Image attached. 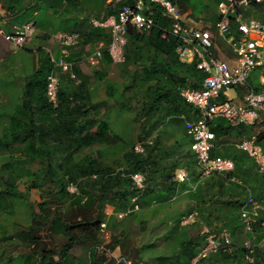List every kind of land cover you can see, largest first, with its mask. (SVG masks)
Segmentation results:
<instances>
[{
	"label": "trees",
	"instance_id": "obj_1",
	"mask_svg": "<svg viewBox=\"0 0 264 264\" xmlns=\"http://www.w3.org/2000/svg\"><path fill=\"white\" fill-rule=\"evenodd\" d=\"M97 1L95 13H104L105 18L116 15L124 6L133 4V0ZM171 1L177 7L182 6V12L191 9L192 14L205 12L208 7L203 5L202 0ZM218 2L219 0L217 4ZM44 3L48 4V9L60 18L58 30H71L80 26L82 31L79 34L84 43L99 41H104L106 45L109 43L110 33L91 21L90 13L84 11L78 0H34L27 3L24 0H7L5 3L7 12L3 15L0 11V30L4 28L9 32L16 24L35 21L39 18L36 13H39ZM197 4L199 7H196ZM147 8L146 14L153 12L156 27L149 32L129 29V46H126L125 61V63H135L134 59H138L142 67L140 86L153 81L147 88L148 92H152L147 96L150 103L142 106L140 115L136 117V120H140L143 113L148 114L141 123L139 136V142H147L145 153H137L133 147L132 152L126 155L127 168H121L119 171L105 165L99 160V155L77 160L76 155L85 149L113 144L120 140V137L111 133L112 128L104 118L105 112L100 108L107 101L104 99L102 103L93 102V92L87 79L81 80L77 88L72 90L61 85L57 107L49 102L46 96V82L48 74L55 70L53 65L46 71L39 69L29 76L23 101L10 116V125L0 136V150H13L14 143L19 144L15 149H21L28 140L30 141L29 150L23 152L24 157L15 159L14 164L5 165V168H12V173L6 179H2L6 187L0 189V209H8L6 200L9 197L24 199L17 191L18 178L24 173L36 177L32 181L34 187L41 185L38 180L50 182L55 186L51 199L58 202V209L50 216L46 202L39 204L38 211L29 204L32 207L33 223L28 230L18 233V237L23 242L34 243L39 239L36 226L48 223L49 232L61 234L67 239L59 251L58 259L54 258L53 250L42 249V264H61L74 246L81 241L93 244L89 250L90 264H106V262L116 264L117 256L122 255L111 254L108 257L107 253L100 254L98 251L102 242L97 237V230H100V224L104 221L102 217L105 205L112 201L115 205L113 211L121 212L131 206L133 198L138 197L139 206H164L182 191H185L189 206L178 216L176 222L175 230L178 234L176 248L171 255L157 257L153 264H191L197 257L200 247L206 240V234L197 235L193 239L189 237L185 228L188 225H181V221L191 212H196L201 221L211 228L215 222H218L219 227L210 230L217 237L226 230L231 234L229 248L212 253L207 258L200 259L197 264H245V241L237 236L238 231L242 227L244 229L241 210L250 194L264 204V170L260 169V165L246 150L238 147V143L243 140H255L264 151V137L255 134L254 125L242 124L233 127L226 119L218 118L211 125L216 135L212 155L232 159L235 163L234 171L212 174L197 180L194 187L185 189L187 179L179 181L176 172L186 167L189 174L195 175L197 160L191 149L184 163L172 164L171 170L168 165L159 168L158 139H152L156 126L162 120L166 124L169 118H176L182 122L185 121L183 116L186 119L195 118L194 107L185 102L180 90L187 87L201 89L206 74L199 70L196 64H186L179 60L176 53V39L171 38L167 41L162 38V29L170 27L171 23V19L164 15L163 8L153 4H147ZM8 16L12 17L3 26L2 18ZM145 48L146 53L143 52ZM104 60L107 64L113 63L108 53H105ZM74 69L76 73L79 72L76 64ZM100 74L104 75L101 72ZM253 88L261 91L264 85L259 84L258 87ZM237 89L241 90L239 87ZM163 101L165 107L159 109L163 111L162 120H156L150 116V113L155 108L158 111ZM179 148L183 151L182 146ZM170 151L174 152V149ZM33 163L40 165L37 172L16 173V169L22 170L24 165ZM171 171L176 172L173 175ZM134 173L145 175V189H138L134 185L131 179ZM70 183L77 185L78 193L71 194L67 190ZM67 207L71 208V212ZM246 233L249 238H253L255 233L258 234L257 243H260L264 239V221L259 217L254 233ZM109 243L112 249L119 248L118 252L125 246L116 238L113 239L112 244L111 240ZM254 252L256 261L264 264V247L255 244ZM129 259L140 262L139 252Z\"/></svg>",
	"mask_w": 264,
	"mask_h": 264
},
{
	"label": "rangeland",
	"instance_id": "obj_2",
	"mask_svg": "<svg viewBox=\"0 0 264 264\" xmlns=\"http://www.w3.org/2000/svg\"><path fill=\"white\" fill-rule=\"evenodd\" d=\"M6 1L7 0H2L4 5L0 3V11L3 15L7 12L5 9ZM29 1L34 2V0H24L25 3ZM78 1H80L85 12L90 13L92 18L97 19H94L92 21L93 23L94 21L104 22V19L99 21L96 17L97 14L95 10L98 6V1ZM110 1L111 0H108L107 2ZM202 3L204 6H208L207 10L202 13L192 14L191 9L182 12L183 7L179 6L178 8L185 16L184 20L189 24L194 25L199 23L203 25L209 24L210 22L213 26L216 44L219 49L227 55L234 57L235 55L226 42V38L220 37L215 28V22L218 18L217 0H202ZM196 7H199V4H197ZM250 14L254 17H259L260 15V13L256 11L250 12ZM37 16H39V18L35 20L37 23L36 33L26 48L15 50L8 43L4 42L0 36V136L10 125V116L23 101L25 85L27 84L29 76L39 69L46 71L53 65L45 47L52 48L57 57L59 55L58 52H56V44L53 41H49V39L51 35L55 33L51 30L60 25V18L48 9V4L46 3L43 4ZM10 17L12 16L2 18L3 20L1 23L3 26ZM101 28L106 30L107 33L110 32V29L107 27ZM81 31L82 27L79 26L71 30L63 29L61 32H77L81 34ZM95 43L96 42L86 44L81 40L79 46L72 50L71 58L78 61L80 59L79 56H81L83 52L87 49L93 50V48L96 47ZM128 46L129 44H127V47ZM146 51L147 49L145 48L143 52L146 53ZM262 55L264 59V50L262 51ZM134 62L135 63L124 62L120 64H107L105 62L104 64L101 62L102 64L98 66H89L84 63H79L77 68L80 73H76L77 79L75 80L54 67L59 74L63 87L72 90L77 88L81 80H88L93 92V102L102 103L104 99L107 101V103L101 105L100 108L102 112H105L104 118L109 122L112 128L111 133L117 134L120 137V140L113 144L97 145L90 149H85L76 155L75 158L77 160L86 156L97 157L99 155V160L105 165L111 166L115 171H119L121 168H127L126 155L131 153L134 145L139 142L141 123L148 117V114L146 112L143 113L140 120H136V117L140 115L141 107L150 103L147 96L152 94V92H148L147 88L153 83L152 81L147 85L140 86L142 67L137 58L134 59ZM100 72H103L102 74L104 75L102 76ZM260 74L261 70L259 68L250 73L248 82L255 88L260 84ZM237 87L241 89L242 94H246L245 87ZM233 93L234 91L231 90L230 97L233 96ZM159 107L158 111L155 108V110L150 113V116L154 117L156 120H162L163 111L159 109H164L165 102L163 101ZM254 132L264 137V114L260 115L258 121L254 124ZM153 138L158 139L159 168L168 165L171 170L172 164L184 163L188 159L192 141L186 135L184 122L176 118H169L165 124L162 120L157 124L156 130L152 135V139ZM17 144L18 143L12 144L14 147L13 150H0V189L6 187L2 179H6L12 173V168H5V165L10 163L14 164L15 159L24 157L25 153L23 152L29 150V140L21 149H15ZM181 146L183 151L179 148ZM170 149H174V152L170 151ZM191 152L194 153L193 151ZM155 155H157V153ZM39 168V163L26 164L23 166L22 170L16 169V173L19 174L28 171L33 173L37 172ZM185 168L186 167L178 170H183L187 173V187H185V189L194 187L197 180L205 178L198 167L197 169L195 167V175L189 174V171ZM178 171H175L176 174ZM175 172L171 171L173 175ZM148 176L147 173V180L149 179ZM35 179L36 177H31L29 173H24V175L19 177L17 181V191L23 195L22 197L24 199L20 197H9L6 200L8 209H0V264H42V249L44 248L53 250L54 258L58 259L59 251L67 242V239L63 235L49 232L47 229L48 223L44 225H34L38 229L37 234L39 236V239L34 243L23 242L18 237L20 231L28 230L29 226L33 223L32 207L38 211L39 204L46 202L48 212L51 216L59 206L58 202L51 199V193L55 191V186L50 182L38 180L41 185L34 187L32 181ZM176 196V198L164 206L142 207V205H140L138 211L123 219H117L116 216L113 215L112 210L115 208V205L112 201H109L105 205L102 219L108 223L107 230L110 232L111 244L113 243V239L116 238L120 243H124L125 246L122 248L120 247L121 249L119 252V248H117L118 250L116 249L117 251L112 249L110 243H105V232L103 233L98 229L97 237L102 242L98 248L99 253H107L108 257H110L111 254H117L127 258H133V254L135 255L139 252V261H143L146 264H153L157 257L171 255L174 248H176L178 238V234L175 230L178 216L185 212L189 206L185 191L177 193ZM29 204H31L32 207ZM261 205L262 211L260 213V218L264 221V204L261 202ZM67 209L71 212L70 207H67ZM106 212L108 213L106 214ZM186 225L188 226L185 228L191 239L213 228L216 230V228L219 227L218 222L213 224V228L207 226L201 221L198 214L196 223ZM237 236L243 242L245 241V248L246 243L251 241L254 242V245L256 244L264 247V239L260 243H257L258 234L255 233L253 238H249V235L245 232L243 227L238 231ZM92 245L93 244L88 241L77 243L61 264H90L89 250ZM198 254H200V252ZM199 260V255H197L191 264H197ZM244 263L250 264L247 260H245ZM106 264H109V262H106ZM253 264H261L256 261V255Z\"/></svg>",
	"mask_w": 264,
	"mask_h": 264
},
{
	"label": "built area",
	"instance_id": "obj_3",
	"mask_svg": "<svg viewBox=\"0 0 264 264\" xmlns=\"http://www.w3.org/2000/svg\"><path fill=\"white\" fill-rule=\"evenodd\" d=\"M120 1V0H117ZM147 4H153L163 8L165 16L171 19L170 27L162 29V38L176 39V53L179 60L186 64H196V67L206 74L201 89L182 88L181 97L186 103L191 104L196 112L195 118L185 119L186 133L192 140L191 150L197 160V167L201 174L208 177L212 174L229 173L235 170L232 159L221 155H212L215 148L216 135L212 130V123L218 119H226L231 126L254 125L261 113H264V89L256 91L248 82L250 73L259 68L260 84L264 85V0H219L217 4L218 18L215 28L220 37L226 38V42L234 53V57L222 52L216 44V36L212 24H189L184 20V15L171 0H133L118 10L116 15H111L106 21H94L96 26L110 27V40L106 45L104 41L96 43L95 49L87 50L82 55V62L89 66H98L108 53L115 64L126 61V46L128 44L129 29L139 32H149L156 27V20L151 11L146 14ZM260 13L254 17L250 12ZM37 30V23L29 21L15 26L11 31L0 30V36L4 42L13 49H23L29 44ZM81 35L77 32L57 33L51 37L57 46L58 57L50 47H45L50 55L54 67L62 73H66L71 79H77L74 70L76 61L71 60V52L81 42ZM61 79L59 74L52 70L47 76L46 96L49 102L57 107ZM237 86L246 88L244 100L235 101L229 95ZM145 143L138 142L134 146L137 153H145ZM151 143V141H148ZM238 147L246 150L248 154L264 170V151L255 140H243ZM125 174L123 173L122 176ZM176 177L179 181L187 179V173L178 171ZM134 185L138 189H145L146 178L142 173L131 175ZM71 194L78 193V187L74 183L67 186ZM138 197L132 199L131 206L121 212H112L117 219H123L128 214L140 209ZM262 205L251 194L246 198L241 210V220L245 232L254 233L255 224L260 217ZM108 212H106L107 214ZM197 213L186 214L181 221L182 225L196 222ZM184 223V224H183ZM100 231L105 232V243L110 241V232L107 230V222L100 224ZM206 240L200 249L199 259L206 258L221 249H227L231 245V234L224 231L220 237L205 232ZM105 244V245H106ZM245 259L253 264L255 260L254 242L246 243ZM116 263L146 264L143 261L135 262L127 257L117 256Z\"/></svg>",
	"mask_w": 264,
	"mask_h": 264
},
{
	"label": "crops",
	"instance_id": "obj_4",
	"mask_svg": "<svg viewBox=\"0 0 264 264\" xmlns=\"http://www.w3.org/2000/svg\"><path fill=\"white\" fill-rule=\"evenodd\" d=\"M36 14H39V13H36ZM97 15L98 16H96L99 20H103L104 19V21H106L109 17H107V18H105V14L104 13H97ZM184 15V14H183ZM95 18H92L91 17V21H93ZM185 19V18H184ZM95 20H97V19H95ZM197 24H199V23H197ZM15 26H17V24L16 25H14L13 26V28L15 27ZM101 27V26H100ZM12 28V29H13ZM58 28V26L56 27V28H53L51 31L52 32H55V33H53L52 35H51V37L54 35V34H57V33H62L61 32V30H58L57 29ZM107 28H109L110 29V27H107ZM57 29V30H56ZM1 30H3V29H1ZM5 31V30H4ZM48 32H50V31H48ZM110 33V32H109ZM51 37H50V39H49V41H51ZM96 45V44H95ZM95 48H93V50H94ZM87 50H89V49H87ZM86 50V51H87ZM92 50V51H93ZM85 51V52H86ZM79 60L78 61H76V66L78 67L79 66V63H84V64H86L85 62H82V54H81V56H79ZM105 62V60H103L102 61V63H104ZM101 63V64H102ZM78 64V65H77ZM105 64V63H104ZM88 65V64H87ZM100 71H103V70H100ZM101 73H103V72H101ZM246 89V88H245ZM233 91H234V93H233V96L231 97L232 99H234L235 101H238V102H241V101H243L244 100V94H242V92H241V90H238L237 89V87L235 88V89H233ZM247 91V90H246ZM231 92V91H230ZM229 95H230V93H229ZM262 114H264V113H261L260 115H262ZM184 124H185V121H184ZM186 135H187V133H186ZM188 136V135H187ZM189 137V136H188ZM190 138V137H189ZM192 141V140H191ZM113 211V210H112Z\"/></svg>",
	"mask_w": 264,
	"mask_h": 264
},
{
	"label": "bare ground",
	"instance_id": "obj_5",
	"mask_svg": "<svg viewBox=\"0 0 264 264\" xmlns=\"http://www.w3.org/2000/svg\"><path fill=\"white\" fill-rule=\"evenodd\" d=\"M158 9V8H157Z\"/></svg>",
	"mask_w": 264,
	"mask_h": 264
}]
</instances>
